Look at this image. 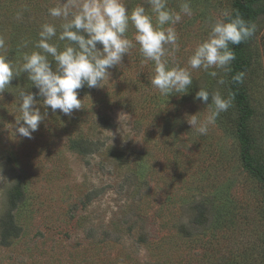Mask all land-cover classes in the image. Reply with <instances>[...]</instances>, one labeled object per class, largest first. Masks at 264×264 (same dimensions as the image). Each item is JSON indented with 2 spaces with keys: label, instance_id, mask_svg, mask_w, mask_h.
<instances>
[{
  "label": "rangeland",
  "instance_id": "374dc122",
  "mask_svg": "<svg viewBox=\"0 0 264 264\" xmlns=\"http://www.w3.org/2000/svg\"><path fill=\"white\" fill-rule=\"evenodd\" d=\"M235 1L191 0L193 16L175 26L176 62L187 66L209 19L232 12ZM56 3L0 0V36L15 67L33 50L40 24L52 21L47 8ZM255 6L242 86L253 109L251 152L264 160V1ZM191 71L187 94L161 96L150 83L153 64L137 46L103 85L77 90L82 107L71 116L43 106L26 72L14 75L0 92V264H264V180L243 166L237 107L232 100L206 135L187 122L209 111L195 98L200 86L227 97L230 74L220 72L219 85ZM21 88L47 113L30 139L16 131ZM18 184L23 197L11 207ZM10 216L18 235L4 240Z\"/></svg>",
  "mask_w": 264,
  "mask_h": 264
},
{
  "label": "clouds",
  "instance_id": "9594fccd",
  "mask_svg": "<svg viewBox=\"0 0 264 264\" xmlns=\"http://www.w3.org/2000/svg\"><path fill=\"white\" fill-rule=\"evenodd\" d=\"M47 15L59 23L40 24L33 50L22 56L18 68L7 59L10 49L5 37L0 36V92L9 88L14 75L26 72L38 89L36 95L43 98L40 103L66 116L82 107L78 89L103 85L109 69L120 65L123 56L137 46L144 60L153 64L150 83L161 96L187 94L193 80L191 70H201L223 85L225 81L219 73L230 72L236 59L230 45L241 44L255 31V25L239 12L233 15L226 10L222 18L209 19L206 38L188 56L187 66H182L175 60L180 49L175 26L184 16H193L191 0H182L178 9L170 7L169 0H140L132 7L127 0H57L47 8ZM23 16L21 9L14 19L21 21ZM23 46L28 47V43ZM243 76L237 73L232 80L242 83ZM209 96L211 102L207 103ZM17 97L20 115L16 117V131L30 139L47 113L42 114L35 106L37 100L32 92L21 88ZM195 98L205 102L209 111L203 119L193 114L187 122L198 134L206 135L209 126L232 106V97L200 86Z\"/></svg>",
  "mask_w": 264,
  "mask_h": 264
},
{
  "label": "trees",
  "instance_id": "16d2710c",
  "mask_svg": "<svg viewBox=\"0 0 264 264\" xmlns=\"http://www.w3.org/2000/svg\"><path fill=\"white\" fill-rule=\"evenodd\" d=\"M264 0H236L233 4L232 14L236 12L248 22H253L258 13V8L255 6L260 4ZM247 41V40H246ZM246 41L239 45H230L235 53L236 59L231 63V71L229 72V94L239 111V118L236 122L235 132L241 143V160L243 166L256 176L257 178L264 180V160L262 158H255L251 152L254 146V138L252 134L251 118L253 116V109L250 104V97L242 83H235L232 77L237 73H244L249 68V62L244 59L243 53L246 46ZM87 85H84L80 89L84 92L87 89ZM74 146L77 142H74ZM16 191L10 196L11 207H15L16 201L22 199L21 184L16 186ZM200 216L203 217L200 213ZM3 239L6 240L11 236H17L19 228L14 225L13 219L10 216L3 220Z\"/></svg>",
  "mask_w": 264,
  "mask_h": 264
}]
</instances>
